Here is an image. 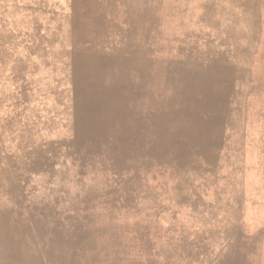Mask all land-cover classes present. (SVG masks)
Wrapping results in <instances>:
<instances>
[{
    "label": "rangeland",
    "instance_id": "rangeland-1",
    "mask_svg": "<svg viewBox=\"0 0 264 264\" xmlns=\"http://www.w3.org/2000/svg\"><path fill=\"white\" fill-rule=\"evenodd\" d=\"M0 215V264H264V0H0Z\"/></svg>",
    "mask_w": 264,
    "mask_h": 264
},
{
    "label": "bare ground",
    "instance_id": "bare-ground-1",
    "mask_svg": "<svg viewBox=\"0 0 264 264\" xmlns=\"http://www.w3.org/2000/svg\"><path fill=\"white\" fill-rule=\"evenodd\" d=\"M140 5H141V3H140ZM140 5H139V6H140ZM179 122H180V121H179ZM162 123H163V122H162ZM161 127H162V126H161ZM160 130H161V129H160ZM165 130H166V129H165ZM165 132H166V131H165ZM173 132H174V131H173ZM161 134H162V133H161ZM162 135H163V134H162ZM172 136H173V134H172ZM0 216H1V215H0Z\"/></svg>",
    "mask_w": 264,
    "mask_h": 264
}]
</instances>
